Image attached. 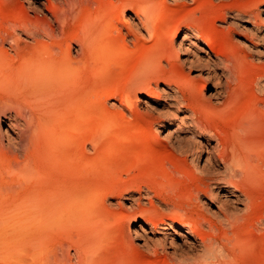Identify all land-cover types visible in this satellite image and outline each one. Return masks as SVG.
I'll use <instances>...</instances> for the list:
<instances>
[{
	"label": "bare ground",
	"instance_id": "6f19581e",
	"mask_svg": "<svg viewBox=\"0 0 264 264\" xmlns=\"http://www.w3.org/2000/svg\"><path fill=\"white\" fill-rule=\"evenodd\" d=\"M26 1L34 10H41L45 6L53 11L50 10L52 18L48 23L35 21L38 23H34L33 27L28 24L29 30L27 25L25 26L31 34L30 40H22V37L12 33L16 29L0 39V258H11L8 256L15 253H11V248L18 249L24 243L27 244L30 264H73L69 262L70 258H67L64 243L49 247L47 238L54 235L58 228L62 229L67 225L71 227L79 224L88 227L90 223H94L93 219L96 217L90 215L94 211L98 214L97 209L95 210L98 203L94 204L95 207L90 205L91 208L87 205L89 202L92 204V201L96 203L98 199L92 184L91 187L89 185L91 175L96 174L90 170L93 163L96 166L94 161H97L93 152H90L95 149V142L89 143L91 137H88V140L83 139L82 133L87 128L80 132V119L83 114L89 115L93 111L98 113L99 109L92 108L89 113L87 105L83 106L84 102H88L86 104L90 107L91 103L95 105L100 102V99H97L98 103L97 100L94 103L93 92L98 93L101 87V90L107 91L104 83L105 86L102 84L92 92L95 75L101 79L100 74H103L99 59L103 63L106 51L112 49L116 42L118 44L117 40L128 42L127 38L132 44L141 43L143 46L146 41L154 38L155 41L160 38V41L154 46L151 41H155L151 40L149 44L153 45V49L148 50L150 45H145L148 49L141 50L144 67L139 70L140 73L137 71V75L133 76L139 84H136L135 88H122L124 81L121 83L119 102L122 105L132 107L142 90L145 105L160 101L156 100L160 97V90L157 91L159 88L155 89L150 84L153 74L157 76L160 73L162 63L157 59L160 56L171 57L176 54V65H180V52L186 53L182 61L197 70L198 76H201L200 80H203L202 85L197 76L184 73V70L182 73L180 71L171 75L170 82L167 83L170 91L167 89L169 92L164 95L168 98L164 104L166 111L164 110V115L152 121L149 126L150 138L140 128L143 126L138 127L140 133L136 130V136L141 137L142 133L143 139H149V145L152 143L155 147L159 144L164 151L174 154L178 172L194 176L197 180L187 192L185 191L181 201L173 198L172 184L167 183L168 185L159 189L167 200L161 197L150 198V205L137 202V212L144 214L145 219L133 226L134 237L141 240L135 244L134 250L153 252L155 261L163 254L165 258H169L167 264H237V249L242 247L244 237L248 238L241 234L243 227L245 230L247 226L249 233L264 242V137L251 136V129H255L256 125L255 118L264 117V59L257 63L253 62L251 57L253 54H256L258 59L264 57V0L218 1L216 12L212 13L211 19L225 21L226 27L237 35L236 39L231 38L229 44L220 46L210 36L209 30L190 27L183 28L179 40V30H174L175 35L168 38L170 43L167 44L168 39L163 41L161 36L166 31L168 21L163 22L166 24L164 27L159 25L162 20L157 22L159 7L156 0H124L119 5L122 26L118 27L120 24L113 23L114 19L110 16L112 23L108 20L106 25L103 24L105 28L102 24L88 25L89 21L84 22L85 24L80 22L81 16H89L80 13L94 3L92 0H46L50 7L45 5L43 0ZM5 6L4 8H7ZM129 7L133 9L131 11L134 15L126 12ZM84 17L83 19H86ZM76 20L78 22H75ZM79 23H82L81 26ZM74 24H79V30H73ZM115 28L119 32L116 30L117 35L113 33L115 38L112 39L111 35L112 38L108 37V33ZM171 30L173 32L172 27ZM145 32H148L146 39L143 38ZM166 35L164 32V36ZM5 43H8L6 47ZM137 50L139 48L136 49V54ZM238 56L254 63L258 72L256 74H259L258 78L253 80L252 86L257 100L250 115L254 114L255 117L250 120L241 117L234 127H231L230 132L223 135L217 127L207 121L212 115L221 113L228 107L230 93L220 85L228 82L233 75ZM120 60H117V65L126 67L127 64H121ZM104 68L106 69V66ZM114 68L117 67L113 66V70ZM158 78L156 77V80ZM203 88H207L208 95L202 92ZM90 90L92 94L89 93ZM215 92H225V98L213 102L211 97ZM83 108L88 113H85ZM135 111H138V116L142 113L140 109L135 108ZM103 112L100 111V114ZM94 115L96 116L95 113ZM120 115L117 118H121ZM101 116L103 117V114ZM85 118L83 116L84 124ZM98 119L99 117L95 121ZM145 128L144 131L147 132ZM88 129L92 131L89 126ZM89 135L90 133H86L85 136ZM127 141L129 142V139ZM123 143L122 140V148L117 147L119 151L124 150ZM118 150L115 148V155H112L113 150L110 149L109 153L115 158ZM119 153L117 156L122 157L123 164L124 156ZM176 171L177 169L174 172ZM251 180H255L261 189V193L256 197L247 187ZM211 204L216 208L208 209L207 206ZM100 207L99 209H102V206ZM6 213L28 220L16 226L17 228L15 224V229L8 230L5 225L9 223L2 218ZM90 218H93V223H89ZM82 231L77 232L78 237L73 241L77 263L97 264L92 261L93 252L89 251H92L91 243L95 244V240L97 243L98 238L90 235L85 229ZM248 236L250 237L249 234ZM166 248H170V252H167Z\"/></svg>",
	"mask_w": 264,
	"mask_h": 264
},
{
	"label": "rangeland",
	"instance_id": "374dc122",
	"mask_svg": "<svg viewBox=\"0 0 264 264\" xmlns=\"http://www.w3.org/2000/svg\"><path fill=\"white\" fill-rule=\"evenodd\" d=\"M0 1H1L0 2V29H1L0 30V39L7 36L8 32L12 31L13 29L14 30L16 29L15 30L16 32L12 31V33H14L16 36L18 35L20 38L22 37L21 38L22 40L28 41L31 38V34L28 32L29 27H30V26H28V24L29 25L31 24V26L33 27L35 21H39V23L45 24L46 22L48 23L52 18L51 17L52 16L51 11H53V10L51 8L48 9V7L46 8L45 6H43V8H42L43 10L38 9V10H40V11H38L37 8L34 10L32 8V5H29L26 0H10V1L0 0ZM11 1L15 2V3H12ZM43 1L45 2V5H48V2H46V0H43ZM95 1H97V2H95ZM102 1L104 4L102 3ZM111 1L112 0H100V1L92 0V2H94V3L90 2L91 5H89L88 8L85 7V8H87V10L84 9V7H83L84 10L82 9L83 11L82 12L80 11L81 15H89V16H87V17L85 16L86 19H83L84 16H81V18H82V20H81V18H79V16H80L79 15L78 21L81 20L80 22H82V23H84V22L88 23L87 21H89L88 25H93V24H97V25L100 24L101 25L102 24V27H104L103 24L106 25L108 20L112 23V20L114 19L113 23H116L118 25L120 24L119 26L117 25L118 27L122 26V22H120L121 15H120V9H119L120 6L119 5L122 4L124 0H113L112 2ZM156 1H158L156 3L159 7V11L157 8V13L159 14V15L157 14L159 16V17H157V22L158 21L161 22V20H162L161 23H159V22L158 23H159V25L163 26L164 25L163 22L168 21L166 23L167 25L165 24L167 26L166 31H164L165 35H166V33L168 35L164 36V32H163V36H161V39L163 41H164V39H168V38L170 39L173 35H175L174 30H177V29L179 30L177 32V37H178L177 40H179L182 37V31L184 29H186V27L209 30L208 32H210V36L216 41V44L218 46H220L222 44H227V43L229 44V42H231V38L236 39L235 37H237V35L234 31H232L226 27L227 23H225V21H221V20L213 18L214 19V22H213V19H211L212 13L214 14L216 12L215 8H216V4L218 3L219 0H163V1L162 0H156ZM7 2H9V3L7 4ZM4 4H6V6ZM98 4L100 6H97ZM7 5L9 7L12 6V8H14V9H12L11 7L9 8ZM4 6L7 7L8 9L4 8ZM114 6H117V7H114ZM24 10H26V11H24ZM131 10H133V9H130V7H129V9L126 12L133 14V11H131ZM84 11H86V12H84ZM23 12L26 14H24ZM93 15H95L97 18H94L95 16H93ZM110 16H111L112 20L110 19ZM22 18H24V19H22ZM102 18H103V22L100 23V21H102ZM30 19L34 20V21H31ZM15 20L17 21V23ZM83 20H85V21H83ZM78 21L76 20L75 22H78ZM174 21L177 23H175ZM13 22H14V26H13ZM173 22H174V24H173ZM36 23H38V22H36ZM82 23H79L80 26ZM15 24H17V25H15ZM79 24H74L73 30H75V31L79 30V28H80L78 26ZM26 25H27L26 28L28 30L25 28ZM15 26H17V27H15ZM154 26H156V25H154ZM180 26H181V28H180ZM171 27L173 29V32L171 30ZM173 27H175V28H173ZM76 28H77V30H76ZM113 30L114 31H109L110 33H108V37L111 35L113 38L111 36H110V38H112V39L115 38V35H113V33L117 35V31H118L117 28H115ZM121 30L124 31L123 28ZM147 33L145 32L143 34V38L146 39ZM154 39H151V40L155 41L156 39L155 40ZM159 39H157V41H155L156 43L152 42L151 40H149V41H151V44L154 43V46H156L157 44H159V41H160ZM169 39L166 41L167 44L170 41ZM126 40H128V42L127 41L121 42L122 40H117L118 44H120V45H118L116 42L115 45H113L114 47L112 49H109L106 51V58L104 59L103 63L101 62L102 60L99 59V61H100L99 63L101 65V67H103V74L104 75L100 74L101 79L103 76L102 80L98 76L95 75V77L93 79L95 85H94V87H92V92L96 88H100L101 85L103 84V86H105V85L107 86L106 89H107L108 93H107V91L101 90V88H102L101 87L100 89H98V91H97L98 93L93 92V99L95 96L94 103L96 102L97 99H100V102L102 101V102H106V103L102 104V102L101 103L99 102L100 103L99 104L98 103L99 100H97L96 103H98V104L94 105L91 103L90 104L91 107L89 106V104H86L88 102H86V103L84 102V104H83L84 107L87 105L86 108L90 109V111L87 109L89 111V113L93 110L92 108L99 109L98 113L93 111L96 114V116L94 115L93 112H92L93 114L90 113L93 116H95V119L97 117H99V119L97 121H95V119H93V116L90 114H89L90 116L88 114L87 115L83 114L84 118L86 117L85 118L86 124L82 123L84 121L83 116L80 119L81 120L80 121L81 126H82L81 127L82 130H80V132H82L84 130L83 128L88 129V126H89V128H91L90 130L94 131V132L91 131L92 132L91 133L89 131V129L88 130L85 129V131H83L82 135H83L84 140L85 139L88 140L87 138L91 137V139L89 138L90 139L89 143L95 142V144H94L95 146H93V148H95V149H91L90 152L91 153L93 152L92 154L94 155V158H97V161H94V162H96L95 163L96 166L93 163V165H92L93 167L91 166L90 170L92 171V173L96 172V174L93 173L95 175H93V174H92L93 176L91 175L92 180H90L89 185L92 184V189L96 192L98 199H96V203H93L94 201H92V204L89 202L87 205L91 208L90 205L95 207L94 204L98 203L95 207V210L97 209L98 214H97V212H95L93 210L96 215L94 213H92V215H90V216H92V217L96 216L95 217L96 219L95 218L94 219L92 218V219H93V221L95 220L99 224H97L94 221V223H96V225H94L92 219L90 218L89 223L92 221V223H93L92 225H94V226H92L91 223H90V225L88 224L90 227L89 226L86 227V226H82V225H81L82 226L81 227L79 224H77V226L73 225L71 227L69 225H67L62 229L58 228L57 231L54 233V235L47 238V244L49 247H55V245H59V243L63 242L65 247H66V250H67V253H66L67 258L68 259L70 258L69 262H71L73 264H78L77 263L78 260L76 258V254H75V250H74L73 241L76 239V237H78V236H76V234H78L77 232L78 231L81 232L82 230H83L82 232H84V229L87 230V232L90 235H92L94 237L97 236L96 239L98 238L97 243H96V240L94 242L95 244L91 243V246L94 245L93 248L89 245L90 248L92 249V251H89V252L90 253L93 252L91 254V257L94 254V256H93L94 260H92V261H95L97 264H165V262L167 264L169 258H165L163 256V254L158 256V257H160L158 261H155L156 258H155V254L153 252L134 250L135 244L140 243L141 240H137L134 237L133 226H136V223L139 221L143 222V219H145L144 214H140L137 212L139 209V208H137V207H139L137 202H139L140 204H143V205L144 204L150 205V203H149L150 198L156 199V198L161 197V199L167 200V197L163 196L162 192H160V190H159L161 187L165 186L167 183L172 184L171 193L173 194V198H175V200L181 201L182 197L184 196L183 194H185L188 191V189L190 188V186H193L197 180V178L194 176H192V177L186 176L182 172L181 173H180V171L178 172V167H175V166H177V163H176L177 160L174 159L175 155L172 154L171 152H170L171 154L168 153L167 150L164 151V149H162L161 145H159V144L155 145V147H154V144H152V143H151V145H149L150 144V142L148 141L149 139H146L147 137H145L146 140L143 139L142 133H141L142 138L140 137V135H139V137L136 136L138 134L136 132V130L139 132L140 128H142L143 132L147 133L146 135H148V138H150L149 132H151V130H150L149 126L151 125L152 121L159 119L162 115H164L163 112L166 111L165 110L166 105H164V104H165L166 99H168V98H166L164 95L166 92L168 93L170 91V87L167 88L168 87L167 83L170 82L169 78L171 75L177 74V72H180V71L182 73V71L184 70L183 71L184 73H187L191 76H197V78H199V82L201 81L200 83H202V85H203V80H200L201 76L200 77L198 76L197 70L190 68L189 66H187V63H185V61H182L185 54H186V53H183L182 51L180 52V56H181V64L180 65L179 64L176 65V63H177L176 54H174L171 57L160 56L157 58L158 60L160 59L161 63H162L161 64L162 67L160 66L161 67L160 71H159L160 73H158L157 76H155L153 74L152 79H150L151 86L155 89L159 88V89H157L158 92L160 90V92H159L160 97H159V99H156V100H160V101H152L149 105H145V103L143 102V100L145 99V95L143 94L144 91L142 90V93L141 94L139 93V98L134 100L135 103L132 105V107L129 108L126 105H122L119 102V100H120L119 95L121 94L120 91H121V86H122L121 83L124 81L122 88H127V87L135 88V85L139 84L138 82H136V80L134 79L133 76L137 75V71L142 70L143 65H142L141 50L142 49L145 50L148 48H149L148 50L153 49V45L149 44L150 43L149 41H146L144 46H143L141 43H137L138 45L132 44V42L129 41L128 38ZM184 40H186V39H184ZM186 41H188V40H186ZM123 43L127 44L128 46L123 44ZM7 45H8V43L4 44L5 47ZM129 45H130V47H129ZM131 45H132V47H131ZM145 45H146V47L148 45H150V47L146 48ZM74 46H76V45H73V47ZM119 46H121V47H119ZM141 46H143V47L141 48ZM118 47L120 50L118 49ZM138 48H139V50H137L138 54H136V49H138ZM121 51H123L124 53ZM101 52H102V50H101ZM122 53H123V55H121ZM251 57H253V62H257V63L264 59V57H261L260 59H258L256 54H253ZM115 58L116 59L118 58L117 59L118 61H119V59H121L120 63L125 64V65L127 64L128 65V66L126 65L127 68L123 67L122 65L121 66L117 65V64H119V62ZM236 58H237L236 66L234 68L233 75L231 76V78L229 79L228 82H224L220 85L223 90L225 89L226 92L230 93L229 94V96H230L229 101L230 102L228 104V107L226 109H224L223 112L216 114L217 116L212 115L213 117L211 116L212 118L210 117L209 120L207 121L210 125L217 127L223 133V135H226L227 133H229L230 130L232 129L231 127H234V125L237 123V121H239V119H241V117H242V119L247 118L249 120L253 116L255 117L254 114L250 115V112L252 113L253 105L256 103V100H257V98H256L257 95H255V92H254V89L252 86H253V80H256L258 78L259 74H256L257 69L254 67L255 66L254 63L249 62L248 60H246L243 57L238 56ZM137 59H139L138 62H137ZM108 60L111 62L114 60L118 63L113 61L112 62L113 64H112ZM172 60H173V62H172ZM107 62L110 63V66H109V63H107ZM104 66H106V69L104 68ZM113 66H115L117 68H114V70H113ZM174 66L176 69H174ZM110 67H111V69H110ZM108 69H109V72H108ZM135 69H136V72H135ZM130 70H131V72H130ZM140 71H139V73H140ZM110 75L112 76V78ZM158 76H159V78H158ZM125 77H128V78L131 77V78L128 80V78H125ZM156 77L158 78L157 80H156ZM106 78H107V80H106ZM108 80H109V82H107ZM104 83H105V85H104ZM109 83H110V85H109ZM131 83H133V84H131ZM113 86L114 87L117 86L116 89L112 88ZM118 87H120V89ZM162 87H164L165 89L164 88L162 89ZM110 88H111V92H110ZM228 88H229V90H228ZM103 89H105V87H103ZM167 89L169 91H167ZM115 90H117V92H115ZM92 92H91V90L89 91V93H91V94H92ZM99 92H103V93H99ZM202 92L205 93V95H208V93H209L207 88H203ZM96 94H98V95L102 94V95L100 97ZM224 98H225V92H223L221 94L220 93L218 94L215 92L213 94V96L211 97V100L213 102H216V101L224 99ZM101 104L102 105L105 104L103 106V108H101L102 107ZM100 105H101V107H100ZM152 107H154V109H152ZM135 108L140 109L142 111L141 115L139 114V116H138V111L136 112ZM103 109L105 110L104 112H103ZM83 110H84V108H83ZM100 111L103 113L100 114ZM120 111H121V113H120ZM84 112H85V110H84ZM112 112L114 113V115L111 116V114H113ZM117 113L121 114L120 115L121 118H117V116L119 115V114L117 115ZM98 114H99V116H98ZM102 114H103V117L101 116ZM111 117H113V118H111ZM254 117H253V119H254ZM87 119H88V121H87ZM255 121L256 122L253 121L256 124L255 129L254 128L251 129V136H253V138H255V137L256 138H263L264 137V117L255 118ZM118 122H120V123H118ZM127 122L129 124H127ZM131 123L133 124V126ZM254 123H252L253 126H254ZM140 125L143 127H140ZM131 126L133 127V129H131L132 128ZM138 127H140V128H138ZM144 127H146L145 130L147 129V132L144 131ZM120 128H122L123 131H121L122 129H120ZM148 128H149V132H148ZM84 132H86L87 134L90 133V135L92 134L93 136L89 135L86 137L85 136L86 133H84ZM96 135H98V136H96ZM123 136H125V137H123ZM257 136H259V137H257ZM111 139H113V140H111ZM118 139H119V141H118ZM125 139H127V140L129 139V142ZM120 140H121V142H120ZM122 140L124 142L123 143L124 144V146H123L124 150L120 149V151H122L121 153L124 156L123 157V164L121 161L122 157L120 158L119 155H118L119 157L117 156V154L120 152L117 147L121 146V148H122ZM109 142H111L110 145H108ZM110 146L112 147V149ZM113 146H114V149H113ZM115 148L118 151L116 152V156L114 158L112 155H115V153H114ZM109 149L111 151L113 150L111 152L112 155H110ZM126 150H127V152H126ZM96 153H98V154H96ZM121 153H119V154H121ZM172 158H173V160H172ZM117 160H120L121 162L120 161L117 162ZM124 160H125V162H124ZM92 169H94V171ZM175 169H177V171H176L177 173L174 172ZM249 182H251V183L247 185V187L249 188L248 190L249 191L251 190L250 192H251V194L252 193L254 194L253 196H255V197L258 196L261 193V189H260V187H258L259 186L258 183L255 180H251ZM90 187H91V185H90ZM153 193H154V195H153ZM155 194H157L158 197H156ZM174 195H177V196L174 197ZM135 197H137V198H135ZM100 206H102V209H99V208H101ZM212 207L216 208L214 204L207 206L208 209L209 208L212 209ZM6 214H4V215L1 214V216L3 215L2 216L3 220L4 221L6 220L5 222L9 223V224L4 223V224H6L5 226H6V229H8V230L11 228L15 229L16 226H19V224H21V223H26L28 220V219L26 220V218L25 219L24 218L19 219V217L16 216L19 219L18 220L15 216L10 215V214L6 215ZM97 215H98V217H97ZM133 216H135L136 218H134ZM21 220H24V221H21ZM19 221H21V222H19ZM13 225H15V227ZM78 226L81 228L78 229L79 228ZM246 228L248 229V227L246 226L245 230H244V227H243L241 234L247 236L249 239L244 237L245 240L242 243V247L238 248L239 250L237 249V255H238L236 258L237 264H239V263L240 264H264V242H262L261 239L256 237L253 233H251V232L249 233L250 230L247 231ZM73 231H74L75 235H74ZM248 234L250 235V237L248 236ZM252 234L254 236H252ZM94 237H93V240L95 239ZM22 247H23V249H22ZM24 247H25V249H24ZM26 247H27V244L23 243L21 246L18 247V249L17 248H11L12 249L11 253L15 252L16 255H15V253L10 254V256H8V258L9 257H11V258H9V259L0 258V264H30V261H28L29 253L27 252ZM19 249H20V251H18ZM169 250H170V248H166L167 252H170ZM94 251H95V253H94ZM87 253H88V250H87ZM20 256H23V257H20ZM12 257L15 259V261ZM24 257H25V259H24ZM88 258H90V257L88 256Z\"/></svg>",
	"mask_w": 264,
	"mask_h": 264
}]
</instances>
